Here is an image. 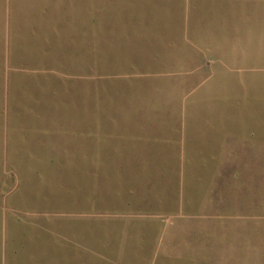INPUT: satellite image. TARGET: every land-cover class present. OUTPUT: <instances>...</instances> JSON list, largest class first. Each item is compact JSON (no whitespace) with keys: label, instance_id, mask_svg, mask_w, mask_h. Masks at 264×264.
<instances>
[{"label":"rangeland","instance_id":"1","mask_svg":"<svg viewBox=\"0 0 264 264\" xmlns=\"http://www.w3.org/2000/svg\"><path fill=\"white\" fill-rule=\"evenodd\" d=\"M0 264H264V0H0Z\"/></svg>","mask_w":264,"mask_h":264}]
</instances>
